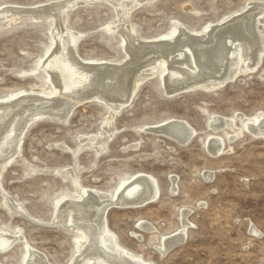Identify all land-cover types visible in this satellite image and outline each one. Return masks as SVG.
Segmentation results:
<instances>
[{
	"label": "rangeland",
	"instance_id": "374dc122",
	"mask_svg": "<svg viewBox=\"0 0 264 264\" xmlns=\"http://www.w3.org/2000/svg\"><path fill=\"white\" fill-rule=\"evenodd\" d=\"M51 1L60 0H0V7ZM252 1L263 0H141L130 23L141 39L170 35L176 22L201 31ZM65 23L83 34L77 48L83 59H126L121 36L103 29L118 26L117 13L106 0L82 4ZM52 27L49 16L33 15L0 32V99L47 87L46 74L33 71L53 43ZM156 71L132 103L115 114L112 136L105 129L109 109L100 101L77 106L66 122L48 116L31 123L20 155L1 179L5 192L25 214L8 209L0 193V230L20 229L24 239L0 253V263H23L32 246L52 264H69L86 237L53 224L62 199L77 196V184L115 193L127 180L146 174L157 180L159 198L145 207L113 206L108 212L109 227L122 246L156 264H264V138L246 129L235 136L231 128L215 130L211 125L215 116L237 117V127L244 128L238 114L258 119L264 113V57L255 72H242L212 90L169 94L165 69ZM174 119L195 130L187 145L156 128ZM94 135V143L81 139ZM214 136L225 140L226 153H210L208 143ZM144 221L154 228L142 229ZM184 223L186 240L162 252L163 238L180 232Z\"/></svg>",
	"mask_w": 264,
	"mask_h": 264
},
{
	"label": "bare ground",
	"instance_id": "6f19581e",
	"mask_svg": "<svg viewBox=\"0 0 264 264\" xmlns=\"http://www.w3.org/2000/svg\"><path fill=\"white\" fill-rule=\"evenodd\" d=\"M96 1L100 0H60L33 7H0V32L17 25L23 16L47 15L53 22L50 32L53 43L33 71L35 75L41 69L46 74L47 87L0 99V193L4 195L5 206L17 214L25 213L5 192L1 179L5 168L20 155L23 137L31 123L47 116L66 122L77 106L100 101L109 109L104 126L112 136L115 114L132 103L142 84L154 77L157 67L165 69L164 88L174 94L224 87L242 72H255L264 57V0L252 1L241 11L201 31L188 30L176 22L172 34L156 39L139 38L130 23L132 11L141 0H135L132 5H126L125 0H106L117 13L118 26L108 24L103 29L121 36L126 59L121 62L85 60L77 50L84 36L70 29L65 18L82 4ZM236 118L215 116L211 125L215 130L231 128L235 136H241L246 129L256 138H264V113L258 119L238 114L244 128L237 127ZM156 128L184 145L196 134L187 122L177 119ZM81 139L94 143L96 135ZM208 149L213 156L228 151L221 136L212 137ZM70 172L73 174L72 169ZM76 187L77 196L64 197L53 220L54 225L81 232L86 237L80 240V252L69 264H156L122 246L107 219L113 206L141 208L155 202L160 196V187L154 177L137 175L115 193L83 188L79 184ZM187 225L184 223L180 232L164 237L160 250L166 252L182 244L186 240ZM140 227L147 231L154 228L146 221L141 222ZM22 239L20 229L0 230V253L11 250ZM21 264L52 263L44 253L28 246L26 259Z\"/></svg>",
	"mask_w": 264,
	"mask_h": 264
},
{
	"label": "water",
	"instance_id": "95a60500",
	"mask_svg": "<svg viewBox=\"0 0 264 264\" xmlns=\"http://www.w3.org/2000/svg\"><path fill=\"white\" fill-rule=\"evenodd\" d=\"M48 117V116H47ZM50 117V116H49ZM50 118H52V117H50ZM54 119V118H53ZM54 120H56V119H54ZM165 134V133H164ZM167 135V134H166ZM168 136H170V135H168ZM172 138V137H171ZM182 144V143H181ZM182 145H184V144H182Z\"/></svg>",
	"mask_w": 264,
	"mask_h": 264
}]
</instances>
